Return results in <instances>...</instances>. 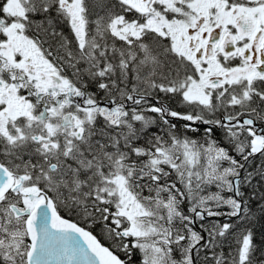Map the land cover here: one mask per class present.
Returning <instances> with one entry per match:
<instances>
[{
    "label": "snow or ice",
    "instance_id": "6c2138e0",
    "mask_svg": "<svg viewBox=\"0 0 264 264\" xmlns=\"http://www.w3.org/2000/svg\"><path fill=\"white\" fill-rule=\"evenodd\" d=\"M0 264H264V0H0Z\"/></svg>",
    "mask_w": 264,
    "mask_h": 264
},
{
    "label": "trees",
    "instance_id": "16d2710c",
    "mask_svg": "<svg viewBox=\"0 0 264 264\" xmlns=\"http://www.w3.org/2000/svg\"><path fill=\"white\" fill-rule=\"evenodd\" d=\"M189 135H193V134L189 133ZM68 218H69V219H73V217H71V216H68Z\"/></svg>",
    "mask_w": 264,
    "mask_h": 264
}]
</instances>
